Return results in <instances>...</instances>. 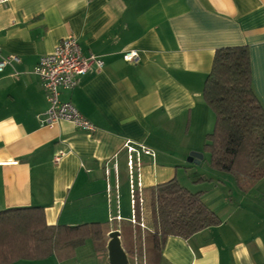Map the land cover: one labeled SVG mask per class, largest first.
Wrapping results in <instances>:
<instances>
[{"label": "crops", "instance_id": "obj_1", "mask_svg": "<svg viewBox=\"0 0 264 264\" xmlns=\"http://www.w3.org/2000/svg\"><path fill=\"white\" fill-rule=\"evenodd\" d=\"M67 36L77 39L84 56L103 61L60 93L92 122L91 132L69 121L47 124L44 88L31 73L40 56ZM240 45L248 46L253 88L264 105V0L0 4L1 53L19 58L0 72V210L40 206L49 225L99 222L109 231L125 220L134 228L122 209L129 196L123 144L131 140L154 152L142 155L139 170L147 229L139 227L138 247L146 264H264V177L241 191L231 176L210 172L206 186L186 187L201 191L221 222L188 239L170 236L159 253H146L143 241L152 230V187L180 180L190 150L204 158L201 139L213 128L214 114L202 90L214 52ZM127 50L137 52L136 61L123 59ZM58 150L66 153L54 163ZM117 206L122 219L110 221ZM105 253L87 240L70 259L50 255L8 264H108Z\"/></svg>", "mask_w": 264, "mask_h": 264}, {"label": "trees", "instance_id": "obj_2", "mask_svg": "<svg viewBox=\"0 0 264 264\" xmlns=\"http://www.w3.org/2000/svg\"><path fill=\"white\" fill-rule=\"evenodd\" d=\"M202 96L214 114L213 128L203 144L209 166L218 174L231 175L239 190L248 191L264 177V105L253 88L248 46L215 50ZM201 195L175 177L152 187V230L143 236L146 253H159L170 236L188 239L221 222ZM139 227H119L127 255L141 241ZM107 232L108 227L99 222L49 225L40 206L6 208L0 210V264L50 255L70 259L87 240L96 251L105 253ZM138 249L141 253V246Z\"/></svg>", "mask_w": 264, "mask_h": 264}, {"label": "built area", "instance_id": "obj_3", "mask_svg": "<svg viewBox=\"0 0 264 264\" xmlns=\"http://www.w3.org/2000/svg\"><path fill=\"white\" fill-rule=\"evenodd\" d=\"M6 1L0 0V4ZM137 58L138 54L136 51L127 50L123 52V59L126 61L134 62ZM18 61L19 58L17 55H3L0 50V72L5 67L11 66ZM92 65H95L99 69L102 67L103 61L94 54L84 56L74 36H67L61 39L52 52L40 56L37 63L31 69V73L40 79L44 88L48 103V107L44 112V121L47 124L69 121L75 127L82 130L88 132L94 130L92 122L86 119L72 103L60 99L61 91L73 89L78 84L80 76L88 72ZM123 148L126 152V164L129 173L130 217L128 220L131 224H137L141 228L147 229L143 222L144 192L140 182L139 170L142 164V155L153 157L154 152L150 148L131 140H126ZM65 153L64 150H58L53 155V162H59ZM135 175L137 176L136 180H134ZM107 194L110 197V186L107 187ZM137 211L139 218L136 217ZM109 219L110 221H119L122 219L118 206L116 213L112 214ZM134 253V256H137L136 251ZM135 259L136 264H146L144 255H142L141 261H137V258Z\"/></svg>", "mask_w": 264, "mask_h": 264}, {"label": "rangeland", "instance_id": "obj_4", "mask_svg": "<svg viewBox=\"0 0 264 264\" xmlns=\"http://www.w3.org/2000/svg\"><path fill=\"white\" fill-rule=\"evenodd\" d=\"M195 135L196 134H195L194 131H189L188 132V137H190L192 141H195V139H196ZM204 137L201 139L202 143L204 142ZM190 138H189V140H190ZM187 156H186V159H187ZM181 170H182V173H180V180L179 179H177V180H178V182L181 185H183L185 187L187 185H191V184H199V185L202 184L203 186H206L207 185L206 182H207V179H209L210 172L215 173V171L213 169H211V167L209 166L208 154L207 153L204 154V158H203V160H202V162L200 164H196V163H193V162H190V161H186V163L183 166H181ZM229 176H231V175H229ZM200 179H204V180L202 181ZM148 204H149V202H148ZM122 209H123V213H125L127 216H130V205H129V196H128V194L126 195L125 199L122 202ZM121 226L122 227L127 226V222L125 220L122 221ZM109 229H110V227H109ZM87 244H90V243L88 242ZM81 248L83 249V247H81ZM84 248H87V247H84ZM133 249H134L133 252L129 253L127 255L128 264H136L137 262H136L135 258H137V261H141V259H142V254H139L138 244L133 246ZM134 251H136V253H137L136 255L137 256H134V254H135ZM106 258H107V256H106ZM144 259H145V257H144Z\"/></svg>", "mask_w": 264, "mask_h": 264}, {"label": "water", "instance_id": "obj_5", "mask_svg": "<svg viewBox=\"0 0 264 264\" xmlns=\"http://www.w3.org/2000/svg\"><path fill=\"white\" fill-rule=\"evenodd\" d=\"M203 159L202 152L190 151L187 156V161L200 164ZM106 256L108 264H128V257L122 247L120 230L111 229L106 234Z\"/></svg>", "mask_w": 264, "mask_h": 264}]
</instances>
